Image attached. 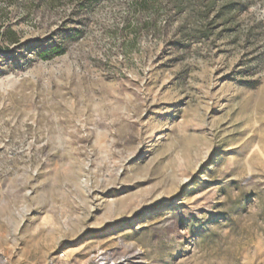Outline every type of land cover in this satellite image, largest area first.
<instances>
[{"label": "rangeland", "instance_id": "obj_1", "mask_svg": "<svg viewBox=\"0 0 264 264\" xmlns=\"http://www.w3.org/2000/svg\"><path fill=\"white\" fill-rule=\"evenodd\" d=\"M0 264H264V0H0Z\"/></svg>", "mask_w": 264, "mask_h": 264}, {"label": "trees", "instance_id": "obj_2", "mask_svg": "<svg viewBox=\"0 0 264 264\" xmlns=\"http://www.w3.org/2000/svg\"><path fill=\"white\" fill-rule=\"evenodd\" d=\"M63 54L62 48H49L40 53V57L44 60L49 59L50 57H55Z\"/></svg>", "mask_w": 264, "mask_h": 264}]
</instances>
